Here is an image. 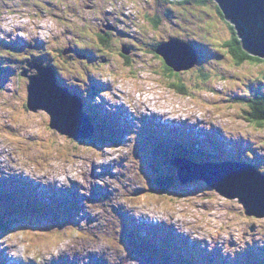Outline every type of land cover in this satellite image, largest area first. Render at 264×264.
<instances>
[{"label": "rangeland", "instance_id": "obj_1", "mask_svg": "<svg viewBox=\"0 0 264 264\" xmlns=\"http://www.w3.org/2000/svg\"><path fill=\"white\" fill-rule=\"evenodd\" d=\"M181 1L0 0V65L8 70L0 76V183L31 179L33 188L44 192L49 185L57 187L47 196L72 199L71 206L79 203L73 209L31 208V213L6 219L13 227L0 233V264H42L43 252L46 261L55 259L51 264H256L257 259L264 264V217L248 216L238 199L229 200L206 184L222 180L233 195L245 184L233 177L252 172L247 165L230 167L227 154L233 166L242 159L264 176V127L247 121L245 113L252 110L241 101L253 93L264 96V63L235 64L224 46L233 30L215 0ZM99 31L109 35L108 44L100 41ZM172 38L193 51L175 47L170 54L175 51L176 66L197 65L180 72L166 69L157 51ZM128 46L132 49L123 59ZM29 61L53 68L58 85L70 89L69 97H79L87 112L95 110L103 118L109 106L121 113L124 126L128 122L131 130L139 129V136L127 130L102 144L106 134L94 133V144L93 138L75 142L50 128L45 111L26 107L30 81L19 72ZM27 70L29 77L38 75ZM152 124L158 125L154 131ZM175 125L181 150L163 143V131ZM171 151H181L178 161ZM209 158L226 167L209 165L215 172L205 174L202 166ZM119 160L121 166H114ZM109 163L106 174L112 179L104 180L102 169ZM186 165L194 169L184 173ZM152 174L166 175L172 187L163 195L148 193L147 175ZM85 188L88 194L108 193L101 207L96 197L93 206L85 202ZM10 194L0 197V215L17 214ZM23 200L31 203L29 196ZM119 210L130 218L118 217ZM150 225L167 228L170 237L139 243L138 233H127L129 227L142 233ZM172 233L180 246L169 241ZM60 248L74 253L59 261Z\"/></svg>", "mask_w": 264, "mask_h": 264}, {"label": "water", "instance_id": "obj_2", "mask_svg": "<svg viewBox=\"0 0 264 264\" xmlns=\"http://www.w3.org/2000/svg\"><path fill=\"white\" fill-rule=\"evenodd\" d=\"M220 10L225 16V19L230 21L231 24L235 25L241 38L243 50L250 56H258L264 58V0H215ZM184 46L180 41L168 40L164 45L160 47V51H157L164 60L166 65L176 72H180L182 69H188L196 63H192L184 68L176 66L178 58H175V47ZM185 50H190L186 47H182ZM180 52V50H178ZM166 52V53H164ZM193 52V51H192ZM127 55V52H122ZM173 55L172 58L170 56ZM171 59V60H170ZM197 61V59H196ZM30 70L34 69L38 74L34 77L28 76V70L23 72L21 75L29 79L27 86V109L32 112L45 111L50 117V128L55 129L60 134L67 136L69 139L75 142L88 141L92 136L93 130L89 124V121L85 114L82 112V106L76 98H71L67 95V91L59 88L56 85L54 70L48 67H42L34 63H28ZM48 84L53 86V89L47 88ZM72 107L69 111L68 109ZM80 126V127H79ZM244 165L236 164L230 167H241ZM252 174H239L241 175L238 179L243 183L239 186L238 192L233 195L228 193L231 189H225L222 186V180L218 181H206V184L210 186L219 195L229 199H238L240 204L245 208L246 214L255 218L264 217V176L254 170L252 166L247 165ZM210 166H202V168H208ZM217 168H223L226 166H212ZM177 169L179 170L178 166ZM183 168H180L181 179L185 173L182 172ZM254 176V178L252 177ZM195 178L192 177V180ZM259 182H255L254 180ZM186 181V180H183ZM236 181V180H235ZM230 184V183H229ZM234 184L232 183V186ZM256 202V207H250V203ZM258 210L253 212L252 210ZM252 211V212H251Z\"/></svg>", "mask_w": 264, "mask_h": 264}, {"label": "trees", "instance_id": "obj_3", "mask_svg": "<svg viewBox=\"0 0 264 264\" xmlns=\"http://www.w3.org/2000/svg\"><path fill=\"white\" fill-rule=\"evenodd\" d=\"M186 1V0H185ZM185 1H181L179 3L185 2ZM192 1V0H191ZM204 0H196V3H204L202 2ZM220 15L223 17V13L219 8ZM231 24V23H230ZM234 25L231 24V29L233 30V36L230 40H228L226 43H224V46L226 48L229 49V52L231 53L234 62L237 66L243 65L245 63H251V64H260V63H264V59H259L255 56H250L249 54H247L243 48H242V44H241V40L238 39V37L236 36L237 32L234 30ZM102 34H104L103 32L99 31V34L97 33L98 38L100 39ZM101 41V40H100ZM102 42V41H101ZM104 44H108L106 41L102 42ZM132 49L131 47L128 46V48H126V52L127 55L130 52V49ZM194 50V49H193ZM124 55V54H123ZM124 55V56H127ZM163 65L165 63V60L163 58H161ZM166 69H169V67L166 65ZM171 69V68H170ZM248 98V97H247ZM242 102H246L249 104L250 109L252 110V112H246V119L249 123H254V125L256 127H264V96L258 95L256 93H253V98L250 99H241ZM248 116V117H247ZM252 123V124H253ZM95 143V142H93ZM173 144V143H171ZM217 150L222 154L224 153V145L221 142H217ZM178 149L181 150L180 146H176ZM202 151H199V153H201ZM181 151H179V156H180ZM229 158L232 159L231 156H229ZM158 174V173H157ZM157 174H152V175H147L148 180H149V185H150V190L148 191V193H156L157 195H163L165 192H167L171 187H172V182H170V178H167V176H163V175H157ZM19 192V191H18ZM2 225V223H0V226ZM3 228V231H7L9 230L10 225H8L7 223L1 226ZM256 264H261L262 260L261 259H257L256 260Z\"/></svg>", "mask_w": 264, "mask_h": 264}, {"label": "bare ground", "instance_id": "obj_4", "mask_svg": "<svg viewBox=\"0 0 264 264\" xmlns=\"http://www.w3.org/2000/svg\"><path fill=\"white\" fill-rule=\"evenodd\" d=\"M128 16V15H127ZM130 20V19H129ZM131 24V23H130ZM133 28V27H132ZM237 31V30H236ZM141 36H142V34H141ZM170 40H174V38H172V39H170ZM58 60V59H57ZM59 61V60H58ZM103 68V67H102ZM93 70V69H92ZM96 70V69H95ZM110 73V72H109ZM7 74H8V70L4 73V74H2L4 77H6L7 76ZM47 88H51V89H53V86L52 85H50V84H48V86H47ZM107 91V90H106ZM108 93V92H107ZM72 109V107H70L68 110L70 111ZM36 113V112H35ZM113 113H114V115H115V117L118 119V116L120 117V115H121V113L119 112V113H117V111L116 110H113ZM138 117H142V114L140 115V116H138ZM123 118H121V120H122ZM102 121H104V118H102ZM122 122V121H121ZM127 122V121H126ZM103 124H105V122H103ZM127 128H128V122H127V124H126V131H127ZM123 132L125 133V126H124V128H123ZM140 130L139 129H135L134 127H133V133L134 134H136V135H138L139 136V134H140ZM184 133V132H183ZM120 161V160H119ZM211 162V161H210ZM113 164H111V163H109L106 167H104L103 169H102V173L104 172V174H106L107 173V171H110V169H111V166H112ZM114 166H117V167H119V166H121V161H120V163L119 164H115ZM214 166H226V164H224V163H220V162H218L217 164L215 163L214 164ZM189 167H191V168H193L194 169V167L192 166V165H186L185 166V170H186V168H189ZM217 168V167H216ZM203 169H205L206 171H205V174H209L210 175V172L212 173V172H215L214 170L215 169H211V167L209 168H203ZM98 170V169H97ZM206 172H208V173H206ZM103 177H104V180H107V179H112V177L110 176V175H102ZM221 176H223V175H221ZM109 177V178H108ZM215 177H217L216 175H215ZM128 178V177H127ZM216 180V179H215ZM224 180V179H223ZM90 187V189H91V185L89 186ZM135 188V187H134ZM82 192L84 193V196H85V198H86V201H87V203H89V204H91V200H92V197H94V195H93V192H91L90 194H88V189L87 188H85V189H83L82 190ZM39 194V193H38ZM114 195H115V190H114V193H113ZM107 195H108V193H107ZM106 195V196H107ZM105 196V197H106ZM105 197H103V198H96V200H97V202H96V204H97V206L98 207H101V202L105 199ZM112 197V196H111ZM91 206H93L92 204H91ZM255 207L257 206L256 205V203H255V205H254ZM66 207H68V206H65V208ZM64 208V209H65ZM4 215V214H3ZM2 215V216H3ZM10 219V218H9ZM93 221H95V220H93ZM12 223V222H11ZM17 224V223H16ZM54 234V233H53ZM45 237V236H44ZM56 238V236L54 237V239ZM56 239H59V238H56ZM119 239V238H118ZM125 239V238H124ZM48 241H49V239H47ZM122 240V239H121ZM48 241H45V242H47L48 243ZM55 241H57V240H55ZM125 241H126V239H125ZM51 242V241H50ZM57 243H58V241H57ZM42 244V243H41ZM45 245V244H44ZM61 250H62V253H60V254H56V259H59V261L61 260V259H66L67 260V257H68V255H71V254H73L74 252H69V253H67V252H65L64 251V249L63 248H60ZM94 252H97V249L96 248H94V250H93ZM78 252H80V253H82V246H81V248L78 250ZM59 256V257H58ZM40 257H41V259H42V264H51V263H53V261L55 260V259H52L50 262H48V261H46V256H45V252H43L42 254H40ZM120 258V257H119ZM121 259V258H120ZM119 259V260H120ZM124 259V258H123ZM9 260L10 261H13V257H9ZM122 260V259H121ZM66 263H67V261H66ZM7 264H11V263H7Z\"/></svg>", "mask_w": 264, "mask_h": 264}, {"label": "flooded vegetation", "instance_id": "obj_5", "mask_svg": "<svg viewBox=\"0 0 264 264\" xmlns=\"http://www.w3.org/2000/svg\"><path fill=\"white\" fill-rule=\"evenodd\" d=\"M108 37H109V35L106 34V32H104V34H102L100 40H101L102 42H105V41L107 42V41H108ZM126 57H127V56H122L123 59H126ZM87 58H88V56L86 55L84 61H86Z\"/></svg>", "mask_w": 264, "mask_h": 264}]
</instances>
